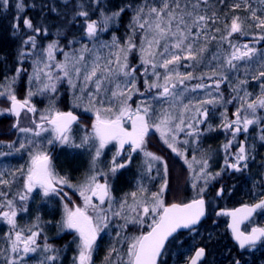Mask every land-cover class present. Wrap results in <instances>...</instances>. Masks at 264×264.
Segmentation results:
<instances>
[{
    "label": "snow or ice",
    "instance_id": "1",
    "mask_svg": "<svg viewBox=\"0 0 264 264\" xmlns=\"http://www.w3.org/2000/svg\"><path fill=\"white\" fill-rule=\"evenodd\" d=\"M203 2L206 4L207 0ZM256 2L257 8H253L249 0H243V10L249 13L245 19L233 15L230 22L227 19L224 21L219 41L221 44L226 42L229 50L222 56L217 54L212 57V61L217 62L218 66L212 69L211 75L201 73L199 76L194 72L181 73L179 68L183 66L182 61H188L190 64L187 66L195 69L203 61L207 43L217 39L215 35L209 36L208 33L211 31L210 24L215 25L220 18L215 12L211 15L200 14L201 0H196L190 11L187 3L181 7L180 0H161L160 7L144 0L139 5L126 4L115 11L106 10L103 0H89L87 4L72 5L71 17L66 20V24L79 27L82 38H87L93 47L82 44L80 49L64 52L63 61H56L57 51L62 50L60 40L50 42L42 50L44 58L33 61V71L28 77L29 85L39 82L41 87L36 92L29 87L22 100L17 97L13 88L17 79L26 72L22 66L15 69L16 74L9 84L0 85L4 87L0 96H7L10 101V107L0 111L14 115L17 119L12 127L25 134L19 141V147L15 146L16 142H11L7 145L10 151H0V156L6 157L11 151H27L29 157L26 166L10 173L11 180L4 178L9 173L0 171V186L10 187L18 178L23 181V194H18V199H9L7 192L0 191V209H6L0 210V221L9 229L5 233L6 246L0 248L2 264H27V260L31 259L29 254L38 252L41 254L39 264H57L60 258L61 250L50 244L47 237L43 244L38 243L43 231L38 222L27 228L18 225V214L28 210L26 204L34 190H39L44 198L55 196L62 203L68 201L63 203V215L58 226L62 231L71 230L75 234L73 242L76 244V252L72 264H94L93 252L97 240L110 227L114 218L124 221L118 225L121 230L127 229L129 225H140L142 228L146 226L148 230L131 237H122L121 242L127 243L126 251L121 254L115 246L111 247L105 257L106 264H160L159 258L167 250L166 245L177 240L179 230L197 231L196 226L207 215V188L221 172L209 171L211 157L207 154L199 159L193 155L189 160L188 146L197 145L204 131L214 130L211 124L206 129H201L200 125L207 123L210 108L232 102L224 101L219 88L228 80L225 72L239 73L241 64L245 65V79L238 80L233 88L237 93L234 99L240 101L232 114L234 119H228L227 110L221 113L223 122L220 128L231 134V139L222 146L225 157L221 171L231 169L240 172L247 169L251 149L245 141H238L237 136L247 134L250 126L260 127L259 139L264 141V114H261V110H264V48L257 46L264 41V0ZM26 6L25 0H16V15L12 24L16 32H20L21 24L32 32L30 35H21L22 43L18 53L21 64L29 55L35 54L31 50L37 48V34L48 32L47 28L35 26L31 18L21 15ZM0 7L8 10L11 7L10 0H0ZM240 8V3L232 5L233 10ZM128 9L132 10L133 15L129 22L131 34L127 39L121 43L113 35L111 43L99 41V34L107 31L112 23H117ZM50 10L56 11L55 8ZM97 11L99 16L93 19L92 15ZM246 20L254 22L259 32L247 43H234V34L249 35L245 27ZM138 32L139 44L135 40ZM215 32L221 33V29L215 28ZM57 35L65 34L58 32ZM75 43L80 41L76 38L68 40V46ZM25 46H30V49ZM103 49L109 50L106 56L99 55ZM137 51L146 91L151 93L155 90V95L151 97L152 102L141 101L133 107L130 101L134 94L140 93V89L136 86L137 68L130 65L129 57ZM86 54L93 55L91 61ZM253 65L257 66L255 70ZM53 69L57 71L54 72ZM149 69L154 78L151 81L148 79ZM121 77L123 83L120 82ZM249 78L260 82V93L254 99H250L252 93L246 90ZM205 79L213 81L211 87L215 92L208 91L210 85L203 83ZM64 80L72 93L73 107H81L86 98L84 110L94 115L91 131L86 132L79 143L70 135L72 125L78 121V117L72 110L62 111L57 108L55 101L40 114L39 122L33 119L34 127L19 126L22 112L31 113L35 117L38 111L32 98L37 94H56L58 85ZM192 80L201 82L189 88L187 82ZM199 89L206 91L205 98L184 102L187 99L185 93H195ZM241 91L244 92L242 96L239 95ZM153 103H161V107L156 109ZM165 103L167 107L163 106ZM153 130L160 134L163 143L173 153L184 160L192 174L191 187L195 191L193 198L187 202L166 204L163 199L168 187V168L162 157L148 150L149 133ZM45 133L50 134L46 142L42 140ZM181 134L185 137L183 140H180ZM57 144L73 149L87 148L91 152V174L85 176L82 182L73 184L67 175H61L56 170L50 148ZM110 145L115 148V152L107 171H103L97 168V164ZM233 146L236 151L230 152L229 149ZM193 151L198 149L193 148ZM140 153L145 158L148 172L152 171L155 162L163 165V183L158 191L151 194L150 199L143 196L137 198V193L133 192L132 204H128L127 194L117 202L112 195L111 181L121 169L132 163L134 154ZM194 166H198L199 170L196 171ZM64 188L75 189L82 204L71 201ZM144 191L146 190L141 186L140 192ZM223 192L221 187L216 195L221 196ZM258 209L264 210V198L253 204H243L241 207L216 213L217 216L231 218L228 228L241 249L254 246L264 238V226H254L250 231L241 230V225L249 221ZM116 235L121 237V232L118 231ZM212 239L209 233L203 246L196 247L185 264H205L208 242ZM113 255L116 256L115 261L112 260ZM232 264H241V261L234 259Z\"/></svg>",
    "mask_w": 264,
    "mask_h": 264
},
{
    "label": "rangeland",
    "instance_id": "2",
    "mask_svg": "<svg viewBox=\"0 0 264 264\" xmlns=\"http://www.w3.org/2000/svg\"><path fill=\"white\" fill-rule=\"evenodd\" d=\"M230 2L233 4L240 3L244 7L243 0H230ZM249 2L252 4L253 8H257L258 5H257L256 0H249ZM81 3L87 4V3H89V0H80V2L77 3V5H79ZM139 4H140V0H133L132 1V5H134V6L139 5ZM151 5H153V4H151ZM154 6H156V5H154ZM182 6L184 7V5H182ZM202 6H204L205 8L209 7L211 9L214 7V5L211 3V0H207L206 4L203 2V0H201V7ZM156 7H158V6H156ZM115 8H116V6L115 7L113 6V8H108V9L105 8V9L113 11V9H115ZM235 15L240 16V14H235ZM98 16H99V12L97 11L94 15H92V18L97 19ZM13 23H14V20H13ZM245 27H246V31L249 32V35L245 36V35L234 34L232 37V40L234 43H247V42L253 40L255 38L256 34L259 32V30L256 28L249 29V27L246 25H245ZM45 28L49 29L48 26H46ZM11 31H12V36H15L18 39V41L20 43H22L21 35L23 33H25L24 30H22V28H21L20 32H16V30L13 29V27L11 26ZM57 33H58V29L52 28L51 31L48 30L47 34H44V33H41V35L37 34V36H36L37 48L34 50H31L35 54L29 55L26 59L23 60L22 64L17 58V61L19 64L18 67L22 66L24 69H26V72L23 73L17 79L16 83L13 85V88L15 90V94L17 95V97L19 99L22 100L25 98L26 92H27L29 87H31V90L33 92H36L37 89L39 87H41V84L39 82H34L31 85H29L28 77H29V75H31V73L33 71V61H35L37 59H43L44 58L45 54L43 53L42 50L44 48H46V46L50 42H52L53 40H57V37L55 36V34L57 35ZM26 34H28V33H26ZM113 35H115V34L110 32V26H109L107 31L101 32L99 34L98 39H99V41L111 43ZM136 36L138 37V39L136 40V43L139 44L140 33L138 32ZM24 38H26V35L24 36ZM77 40H79L80 43H75L71 46H68V48L65 50L57 51L56 56H55V60L56 61H63L64 60V52H71L73 49H80L82 44H87L89 48L93 47L92 43L89 42L87 40V38H82V35L78 36ZM201 40H203V37H201ZM257 46L264 48V41H261L260 44ZM25 48L30 49V46H25ZM62 48H65V47L60 46V49H62ZM20 49H21V47H20ZM228 50L229 49H228V45L226 42L223 44H221L219 40L216 42H213V43L208 42L207 43V51L204 53L203 61L200 65L197 66L198 68L196 70H198L199 73H197L196 76H199L201 73H207L208 75H211L212 69L216 68L218 66L217 62L212 61V57L214 55H217V54H220L222 56L224 54V52L228 51ZM108 51H109L108 49H103L99 53V55L106 56ZM134 54H136V56H139L138 51L133 52L129 57V63L131 66H134L137 68L136 86L140 89V93H143V95H141L140 93H137V94H134L132 96L130 103L132 104L133 107H135L136 104L141 102V101L152 102L151 97L155 95V90H153L151 93L146 91L144 81L142 83H140L139 72L141 69V71L143 73V68L140 66V62H139L140 57H137L136 59H134L133 58ZM86 56H87V59L89 61H91L93 58L92 54H86ZM209 65H211V67H209ZM42 66L43 65H41V67ZM252 68L255 70L257 68V66L253 65ZM244 69H245V65L241 64L239 73H237L236 71L225 72V74L228 76V80L220 85L219 92L223 95L224 101H232V102L231 103H224L222 105H217L214 109L210 108L209 119H208L207 123L201 124L200 128L206 129L208 127V125L211 124L214 130L213 131H204L203 134L200 136V139H199V142L197 145H189L188 146V159L190 160L193 155H195L197 157V159H199L204 154H207V156L212 157L211 147H214L216 149V146H213V145L209 146L210 143H212L211 141H213L215 144H218V143L221 144L222 161H218L216 159L218 162L214 161L213 162L214 166L209 168V171L212 173L221 172L220 176H218L215 180L210 182V184L207 188V194L205 196L208 199V201L211 202L210 216H209L210 221H208L207 225H204V227L202 226L200 228H197L196 232H188L187 234L184 235V237H180L178 240L173 241L171 243V246L167 249V251L163 257V263L162 264H185L187 258L193 254L195 248L198 247V245L202 241L205 242V238L208 236L209 233H211V235L213 237L212 241L217 240L219 237L220 228L218 225L219 221L217 218L219 216H217L216 213L219 212L220 210L217 208L218 203L215 201V195H214L215 192H214L213 186L216 185L217 183H219L221 181L220 179L223 178L222 174L224 172L221 171V169L224 166L225 152H224L222 146L224 143L227 142L228 139H231L230 132L226 133L224 129L220 128V125L223 122V118L221 117V113L225 112V110H227L228 119L229 120L234 119L232 114L236 111L237 107L239 106L240 101L234 99V97L237 95V93L235 91H233V88L237 85L238 80L245 79ZM53 71L55 72L57 70L53 69ZM161 71H163V70H161ZM179 71L184 73L180 68H179ZM150 73H151V69H149V77H148V79L151 81L154 78L151 77ZM253 74H255V71H253ZM207 80L208 79H205L203 81V83L210 85L208 91L215 92V89L211 87L213 81H207ZM120 82L123 83V77H121ZM191 82L193 83V85H195L196 83H199L201 81L192 80L190 82H187L189 88H191L193 86ZM63 83L68 85L66 80L61 82L62 85H63ZM259 83L260 82L251 80L249 78V83L246 86V90L248 92L252 93V96L250 97V99H254L255 96L260 93ZM21 84H23L24 89L19 88V86ZM61 84L58 85V92L56 94H50V93H46L43 95L37 94L36 96H34L32 98V103L35 105V107L38 110L37 113L35 114V115H37L36 117L39 118L40 114L43 113L49 107V105L52 101H55V106L57 108H59L62 111H67V110H63L59 106V103L57 101V100L61 99L63 96H65V92H67L66 89L63 87L64 85L61 86ZM3 91H4V89L0 92H3ZM77 94H79V93H77ZM239 95H241V96L244 95V92L241 91L239 93ZM185 96L187 97V99H185L184 102L187 103L189 99L195 100V99L205 98L206 91L204 89H199L195 93H185ZM71 99H72L71 100L72 102L70 104L71 108L68 110L78 112L80 115H82L81 121H79L76 125H74L72 127L71 133H70L72 139L76 143H79L81 138L85 135V133L91 131V124L93 122L94 115L92 112H86L84 110L85 104L87 103L86 98H85V101L81 104V107H79V108L73 107V104H74L73 97ZM163 106L167 107L168 105L165 103ZM9 107H10V101L7 99V96H0V109H7ZM153 107L156 109H159L161 107V103H153ZM29 114L30 115L22 112L20 120H19V126L20 127H34V124L32 123L34 117L31 113H29ZM261 114H264V110H261ZM10 119L12 120V122H14L16 120L15 116L12 115L11 113L0 111V151H3V152H9L10 151L9 148L7 147V145L11 142H16L15 146L19 147V141H21L25 135L23 133H19L18 130L16 128H13V127L9 129L11 135L8 136V134H6V131H7L6 127L8 126ZM3 132H5L6 135H3ZM240 135L241 134H239L237 136V140L238 141H245L250 149H251L252 145H250L249 140H251L252 138H256V140H259L260 144H262V146H263V147H261L262 149L260 151H262V153L264 152V141H261L259 139V135H260V127L259 126H256V125L250 126L249 132L247 134H244V136L247 137V140L240 139ZM48 138H50L49 133L43 134L42 140L44 142H46V140ZM184 138H185L184 135L181 134L180 140H183ZM158 140H160V141H158ZM155 141L156 142L158 141L159 143L164 145L165 148L168 149L170 152H172V151H171V149H169L167 147L166 144L163 143L162 139L160 138L159 133L155 132L154 130L150 131L149 138H148V145H147L148 150H150L154 154L162 157L163 161L167 163L168 187H167V189L163 195V199H164L165 203L167 204L168 200H170V199L171 200L175 199V198L180 199V198L184 197L185 192L189 193L188 197L193 198L195 190L191 187L192 174H191L187 164L184 162V160L180 156H177L176 153L172 152V156H175L176 162H174V160H173V163H174V166H176V169L174 167H170V164H168V162L166 161V158L154 149V147L156 146ZM207 142L209 144L206 145ZM181 147H183V146L181 145ZM193 148H197L198 151H193ZM59 149H60L59 154L55 156V154L53 153L52 157H53V162H54L55 168L61 175H66V173L68 172V171L64 170V167L68 168L66 165H68L69 160H72V158H74L73 160L78 161L77 162L78 165L75 166L76 169L82 168V166L79 167L81 164H84L85 167H89V169H91V152L87 148H85V149H73V148H70L68 146L59 145ZM75 150L77 152H75ZM72 151H74V152H72ZM229 151L235 152L236 147L233 146L231 149H229ZM114 152H115V148L113 146L110 145L108 148H106L104 155L101 157L100 161L97 164V168L100 170H103V171H107V169L109 167V162L111 161V158H112V155ZM28 159H29V157H28L27 151H25V152L24 151H21V152L11 151V153L6 157L0 156V171L9 173V175H5L4 178L11 180L12 177H11L10 173H12L16 169L20 168L21 166H26ZM209 163L210 164L212 163L211 159H210ZM220 163H221V165H220ZM194 167H195L196 171L199 170L198 166H194ZM158 172H159V174H158ZM70 173H71V171H70ZM68 174H69V172H68ZM68 174H67V176L69 177ZM178 174L180 175V179H181L180 182L176 178V175H178ZM225 174H229L228 171ZM163 178H164L163 177V165L161 163L155 162L152 171L148 172L146 164H145V158L143 157V154L142 153L134 154V158L132 160V163L129 164L126 168L121 169L116 174L115 178L112 179V181H111L112 195L116 198V200L118 202L122 198H124L125 195L127 194L128 204L133 203V200L131 197V193H133V192L137 193V198H141V196H143V197L150 199L151 194L153 192H156L159 190L161 184L163 183ZM262 180L264 181V178ZM12 184L13 185H11L10 187L0 186V191L7 192L9 199L14 198L15 194H16V198L18 199V194H23V187H22L23 181H22V179L18 178ZM151 184H153L154 187L151 186ZM173 185H176V186L178 185L179 188L176 189L175 186H173ZM141 186L147 191V192L145 191L146 193L143 192V193H145L144 195H142L143 193L140 192ZM201 186H203L202 182H201ZM64 189L66 190L65 192H67L69 190V188H64ZM70 190H72V191L70 193L69 192H67V193H68V197L71 199V201L75 202V204H82V200L79 197V193L77 191H75V189H70ZM45 200H46V198H44L41 195L39 190H34V192L31 194V196H30V198L26 204V207L28 210L26 212L19 213L18 214L19 217H17V221L21 220V219H19L21 214H27V216H28V213H29V215H32V217H34V215H36L35 213L38 210V212L41 214V216L45 219L44 224H49V223L56 222V221L60 222L62 215H63V203L61 201H59L58 199H56V197L54 196L53 199H49V202H52V204H49L50 206H48V208L45 205H44L45 207H42V206L40 207L39 202H43ZM65 201L68 202L67 200H65ZM66 202H64V203H66ZM37 206H39V207H37ZM69 206L71 207L72 205L70 204ZM117 207H118V204H117ZM40 208H41V210H40ZM0 210H6V209H0ZM148 222L150 223V220ZM123 223H124L123 220H121L119 218H114L111 221L110 227L101 233L100 237L97 240L96 248L93 252L94 264H106L105 257L108 254V251L111 247L115 246L120 251H122L124 249L123 245L126 242L125 243L121 242L122 237H124V236L131 237L134 235H138V234H140L141 231H144V229H145V226L142 228L140 225H129L127 229L121 230L118 227V225L123 224ZM7 229H8V226L3 221H0V248L5 247L4 243H6V240H5L4 232ZM51 229H54V227H51ZM51 229H49V231H47V233H46L47 235L50 234ZM118 231L121 232V237H117L116 234ZM197 232L199 234H197ZM74 235L75 234L73 232H70L68 235V237H69L68 238V244L67 243L62 244L63 246L66 245V247H65L66 253L64 255H67L71 259V261L73 260V256L75 255V252H76V244L73 242ZM38 242L43 244L44 239L42 238ZM126 246H127V243L125 244V247ZM212 250H213V248H211L210 251H212ZM125 251H126V249H125ZM211 254H212V252H211ZM29 255H30L31 259L27 260V264H39L41 254L32 253ZM212 255L209 258L213 259ZM61 256H62V254H60V257ZM112 260L113 261L116 260L115 255H113ZM208 263L211 264L212 261L208 262ZM0 264H2V258H0Z\"/></svg>",
    "mask_w": 264,
    "mask_h": 264
},
{
    "label": "trees",
    "instance_id": "3",
    "mask_svg": "<svg viewBox=\"0 0 264 264\" xmlns=\"http://www.w3.org/2000/svg\"><path fill=\"white\" fill-rule=\"evenodd\" d=\"M132 1L133 0H104L103 1V7L108 9V8H113V6L114 7L116 6V8L113 9V11H115L118 7H123L126 4H132ZM10 2H11V7L8 10H5L2 7H0V85H4V86L9 84L11 82L13 76H15V74H16L15 69L19 65L17 58H18V53H19L20 47H21V43L18 41V39L15 36H12V31H11V26L13 24L14 16L16 15V9H15L16 0H10ZM78 2H80V0H25V4L27 6L24 10V13H22L21 15L26 16L28 18H31L35 26L44 27V28L46 26H48V28H49L48 30H50V31L52 30V28H54V29L56 28V29H58V32L64 33L65 35L58 36L55 34V36L57 37V39L60 40V46L65 47V48H62V50H65L68 48V40H71L73 38L77 39L78 36L81 35V30L79 29V27L69 26L66 24V20L71 17L72 5L77 4ZM143 2H144V0H140V4ZM147 2L150 5L153 4V5H156L158 7L161 6V0H147ZM185 3L188 4V9L190 11L192 8V5L196 3V0H180V4L185 5ZM211 3L214 5V7L212 9L209 7L205 8L204 6H202L200 8V14L206 13L207 15H211L213 12H215L217 14V16L220 18L219 22L216 23L215 25L210 24L211 31H209L208 35L209 36L215 35L217 37L216 40H210L209 41L210 43H213V42H216L219 40V36L221 34H223V26H224V21L226 19L228 20V22H230L231 17L235 14H240L242 19H245L246 17L249 16V13L247 11L243 10L244 9L243 5H241L240 9L233 11L232 10L233 3H231L230 0H211ZM66 4L68 5V7H65ZM182 5H181V7H183ZM52 8H55L56 11H51L50 9H52ZM225 14H227V16ZM132 15H133L132 10L128 9L122 14L121 18L119 19V21L117 23H112L110 25V32L115 34V36L120 40L121 43H123L127 39L128 35L131 34V30L129 28V22L131 20ZM245 25L248 26L249 29L255 28L254 22H252L250 20H246ZM21 28H22V30H24L25 33L32 34L31 30L23 28L22 24H21ZM215 28H220L221 33H216ZM193 31H195V29ZM40 35H41V33H40ZM137 39H138V37L136 36L135 40H137ZM135 56H136V54L133 55L134 59L139 57V56H136V57ZM181 63L183 66H181L180 69L184 73L185 72H194L195 75H197V73H199V71L196 70L198 67H196L194 69L192 67L187 66L188 64H190V62L182 61ZM139 74H140V83H142L145 78L142 75L141 69H140ZM207 81H211V80H207ZM63 85L61 84V86H63L67 92H65V96H63L61 99H59L57 101L59 103V106L63 110H68L71 108L70 104L72 102L71 98L73 96H72L71 91L69 90V86L64 84V83H63ZM192 85H193V83H192ZM19 88L24 89L23 84H21L19 86ZM3 89H4V87H0V91H2ZM28 115H30V114H28ZM14 122H12L11 119L9 120L8 126L6 127V130H7L6 134H8V136L11 135L9 129L12 128V125L14 124ZM6 134H5V132H3V135H6ZM240 139L247 140V137L244 136V134H241ZM158 141H160V140H158ZM158 141L157 142L155 141L156 146L154 147V149L166 158V161L168 162V164H170V167H174L176 169V166H174V163H173V160H174V162H176L175 156H172V152H170L168 149H166L165 146L162 145L161 143H159ZM219 148H221V144H220ZM53 149H54V147H51L50 151H52ZM211 149H212V151L215 150L214 147H211ZM54 151H55L54 152L55 156L59 154V151H60L59 145L56 146ZM216 151H217L216 156L214 153H212L211 161L212 160H213V162L214 161L216 162L217 160L222 161V151L219 149ZM72 152H74V151H72ZM75 152H77V151L75 150ZM73 159L74 158H72V160H69L68 165L70 167L68 165H66L68 168L64 167V170L69 172V174H68V172L67 173L65 172V173H66V175L67 174L69 175L70 182L73 184H78V183L83 181L85 176L90 174V169H89V167H85L84 164H81L79 166V167L82 166V168L76 169L75 166L78 165L77 164L78 161L73 160ZM212 163L210 164V167L214 166V163L213 164ZM69 170L71 171V173ZM176 178L180 182L181 179H180L179 174L176 175ZM224 179L225 180L230 179L231 182L235 181L232 178V176L229 177L228 175ZM11 185H13V184H11ZM151 186L154 187L153 184H151ZM173 186H175L176 189L179 188L178 185L177 186L173 185ZM71 191L72 190L69 189L67 192L70 193ZM145 193H143L142 195H144ZM184 194H185V196L180 198V199L175 198L172 200L171 199L168 200L167 204L172 203V202H177V201L184 202V201H188L191 199L190 197H188L189 196L188 192H185ZM15 197H16V194H15ZM53 197L54 196L48 197V198H46L45 201L39 202V204H40L39 206L40 207L46 206L48 208V206H50L49 204H52V202H49V199H53ZM56 199L61 201L60 198H58V197H56ZM64 202H66V201H64ZM39 206H37V207H39ZM40 210H41V208H40ZM35 214L36 215H34V217H32V215H29V213H28V216H27V214H21L20 218H19L21 220H18V225L21 228H27V227H31L33 224L38 222L40 225V228L43 230L42 235L38 238V241L41 240L42 238L44 239L45 237H47L48 242L50 244H52L56 249L61 250L62 256L59 258L57 264H72L71 259L67 255H64L66 253L65 252L66 245H64V246L62 245V244H66V243L68 244V238H69L68 235L72 231L71 230H63L62 231L60 229V227L58 226V224H59L58 221L52 222L49 224H44L45 219L41 216V214L38 212V210ZM37 218H39V221H37ZM208 221H210V218L205 220L203 222V224H205V223L207 224ZM51 227H54V229H51ZM49 229H51L50 234L47 235L46 233H47V231H49ZM147 230L148 229L145 226L144 231L146 232ZM7 231H8V229L4 232V234ZM184 234L185 233H179L177 236L181 237ZM218 240L219 239L213 240V241L208 243L210 250H211V248H213V250L211 252H212V254L213 253L214 254L213 255L211 254L213 256V259L208 258L207 262L212 261L213 264H220L219 260H218V256H219V252H220ZM171 242H170V244H171ZM4 244L6 246V243H4ZM125 244L123 245L124 249L122 248L123 250L121 251V254H123L125 252V249L127 247V246L125 247ZM211 255H210V257H211Z\"/></svg>",
    "mask_w": 264,
    "mask_h": 264
},
{
    "label": "flooded vegetation",
    "instance_id": "4",
    "mask_svg": "<svg viewBox=\"0 0 264 264\" xmlns=\"http://www.w3.org/2000/svg\"><path fill=\"white\" fill-rule=\"evenodd\" d=\"M211 142L212 143H210V146H216V149L214 148L215 150L219 149L222 151V148H219V143L215 144L213 141ZM249 142L252 147L251 151L249 152L247 169L240 172L226 169L223 171V178L220 179L222 182L220 181L213 186L215 192V201L218 203L217 208L220 211L235 209L241 207L243 204H253L259 199L264 198V181L262 180L264 178V152L262 153V151H260L262 149L261 147L263 146L260 144L259 140H256V138H252ZM207 144L209 143L207 142L206 145ZM215 150L212 151V153H214L216 156L217 151ZM227 171L229 174H225ZM227 175L229 177L232 176L235 181L231 182L230 179H228L229 181L225 180L224 177ZM221 187H223L224 192L221 196H217L216 192ZM205 199L208 201L206 197ZM210 205L211 202L208 204V218L210 216ZM217 218L220 228L218 237L220 248L218 260L220 264H232L234 259H239L241 264H264V238L258 240L254 246H246L244 249H241L239 248L238 243L234 240L231 230L228 228L230 217L219 216ZM204 225L207 224H202L198 228L202 226L204 227ZM254 226H264V210L259 209L249 221H246L244 224H242L241 230L250 231ZM184 235L181 237H184ZM179 238L180 237L177 236V240ZM203 242L204 241H202L198 247L203 246ZM210 254L211 251L208 245L207 259L210 257ZM207 259L205 264H209ZM162 263L163 261L160 264Z\"/></svg>",
    "mask_w": 264,
    "mask_h": 264
},
{
    "label": "water",
    "instance_id": "5",
    "mask_svg": "<svg viewBox=\"0 0 264 264\" xmlns=\"http://www.w3.org/2000/svg\"><path fill=\"white\" fill-rule=\"evenodd\" d=\"M68 111V110H67ZM74 112V114L78 117V121L76 122V123H78L79 121H81V119H82V115H80L78 112H75V111H73ZM22 114V113H21ZM33 115V114H32ZM21 117V116H20ZM20 117H19V119H20ZM17 119V118H16ZM39 122V121H38ZM16 123V122H15ZM76 123H74L73 125H72V127L76 124ZM57 146V145H56ZM56 146H54V149L56 148ZM54 149L52 150V152H51V154L53 155V153H54ZM65 192V191H64ZM174 203H179V202H174ZM230 210H232V209H230ZM259 210V209H258ZM257 210V211H258ZM255 214V213H254ZM253 214V215H254ZM207 215H208V208H207ZM207 215L204 217V218H202V220H201V222L200 223H202L206 218H207ZM200 223L198 224V225H200ZM229 223H231V218H230V220H229ZM197 225V226H198ZM196 226V227H197ZM241 227H242V225H241ZM181 231H189V230H187V229H181V230H179L178 231V233L179 232H181ZM177 233V234H178ZM176 234V235H177ZM168 245V244H167ZM167 245H166V247H167ZM164 254V253H163ZM163 256V255H162ZM162 256L159 258V262H160V259L162 258Z\"/></svg>",
    "mask_w": 264,
    "mask_h": 264
}]
</instances>
